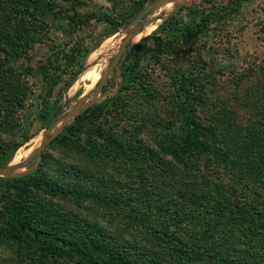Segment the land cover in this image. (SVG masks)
I'll use <instances>...</instances> for the list:
<instances>
[{"label": "trees", "instance_id": "obj_1", "mask_svg": "<svg viewBox=\"0 0 264 264\" xmlns=\"http://www.w3.org/2000/svg\"><path fill=\"white\" fill-rule=\"evenodd\" d=\"M148 1L138 0L130 12L115 17L105 12H82L77 9L78 0H0V102H7L0 108V115L3 110L4 117H14L13 111L22 108L30 95L26 82L15 76L11 67H6L24 57L35 40H42L35 34L40 32L35 23L25 18L31 16L37 21L38 16L48 17L64 25L68 32L95 20L105 24L102 39H106L130 24ZM245 1L228 0L225 4L211 1L207 7L188 8L184 21L174 22L172 16L167 17L153 33V46L143 40L124 51L118 70L123 78L122 91L127 93L90 106L49 142V147L64 145L75 149L82 158L92 162H110L114 160H110L113 154L119 160L128 158L132 167L122 166L127 170L118 184L134 194L117 198L110 194L112 179L102 180L88 168L61 162L43 153L33 172L13 178L0 177V245L9 246L22 258L34 259L38 253L40 258L61 259L59 264H264V149L259 151L261 141L264 142V97L260 103L244 102L245 107L255 109L259 122L252 126L254 135L250 138L254 142L237 149L231 133L222 125L214 120L207 126L200 122L198 107H205L208 102L202 90L205 84H214L216 73H222L210 57L212 50L205 49L206 42L188 57L197 71L187 74L164 64L166 55L181 51V43L196 45L199 38L205 37L211 23H226ZM80 49L73 48L71 55L64 53L67 66L78 60L75 53ZM88 52L86 48L84 58ZM60 53V47H54L46 62L41 61L35 68L25 67L26 72L41 75L46 88L42 98L45 104L59 81L56 72L60 68ZM150 62L162 64L161 69L170 82L168 99L175 106L174 119L181 123L179 135L178 128L165 127V136L155 149L137 137L130 142L121 140L107 131L104 124L97 123L101 118L114 116L117 110L123 114L125 109L128 114L149 105L156 93L150 72L142 66ZM82 66L83 62L74 68L72 77L78 75ZM241 79L239 75L232 77L234 87ZM70 80L71 77L63 89L69 86ZM235 97L242 103L238 93ZM61 98L60 92L56 100ZM146 111L149 108L144 109L145 114ZM56 116L57 109L52 105L39 113L44 125ZM20 131L23 137L15 143L0 139V167L30 139L25 129ZM54 163L60 172L57 177L50 175L55 169ZM161 168L167 176L165 184L146 175ZM70 179H77L79 183L70 185ZM85 180L96 182L99 188H87L82 183ZM102 182L106 183L105 187H100ZM136 182L139 184L135 185ZM165 187L175 194L164 198ZM54 197L86 199L105 203L109 208L128 209L133 223L141 225L144 213L139 207L156 206L162 220L155 226L149 222L153 245L147 248L140 246L136 239L127 241L114 229L61 210L50 201ZM161 203L164 206L160 209ZM225 225L227 229L219 227ZM229 242L233 244L229 246Z\"/></svg>", "mask_w": 264, "mask_h": 264}, {"label": "rangeland", "instance_id": "obj_2", "mask_svg": "<svg viewBox=\"0 0 264 264\" xmlns=\"http://www.w3.org/2000/svg\"><path fill=\"white\" fill-rule=\"evenodd\" d=\"M78 1H80V5L77 9L82 12L93 11L97 14L105 12L112 16L120 17L121 15L130 12L135 2L138 0ZM154 1L155 0H149L146 2L144 8ZM211 1H214L215 4H225L228 0H209V2L206 0H179L175 7L171 8L172 10L170 9L169 14L165 18L159 19L158 22L156 21V18H153L154 16L152 17V15H155L159 8L152 11L153 13L151 14L149 13L150 11H148V13H144L139 19V25H142L143 27L148 24H154L155 27L149 33L140 37L133 43L136 44L138 42H142L143 40H148L149 46H153L155 38L153 33L158 25L167 17L172 16V20L174 22L180 20L184 21L187 19L188 8L200 9L202 7H207ZM41 17L42 16L36 17L37 21H34L31 16L25 18L24 20H29L30 22L35 23V28L37 31H40L35 32V34H39L42 37V40H35L33 48L30 49L24 57L6 65V67H11L13 69L15 76H19L22 82H26V85L30 90V95L27 97L24 106L13 111L14 117L11 116L9 119L4 117L5 113L3 110L0 115L1 140L6 143H15L21 140L23 134L20 129H25L27 134L30 136V139L13 153L12 158L8 163L13 161L19 151H25L33 146L35 144V138L38 137L40 140V136L49 124H43V122L39 119V113L43 111L47 105H52L54 109H57L58 115L61 111H65L72 107L81 97L86 98L88 95H92V92L98 83L91 91L84 89L85 87L83 85L85 82L82 81L77 83L74 79L78 76L76 75L77 77H72L73 71L76 67H78V65L82 62L83 66L81 71L83 68L91 66L92 63L95 62L94 57L96 55L94 57L91 56L94 52H98L102 43L107 42L105 48H109L112 47L114 42H116L118 43L116 47H118L119 43L126 36L127 31L133 29L132 25L129 27L126 26L121 31L112 34L106 39H102L103 32L106 29L105 24L102 22L91 20L86 24L81 25L76 30L68 32V29L66 30V27L61 23L48 17ZM156 34L159 35L161 33L156 32ZM204 34L205 37L203 39L199 38L196 45L183 42L184 44L181 43V46H179L181 51H173V53L171 52L166 55L164 63L166 64L165 67L176 68L179 72L187 74H189L188 72L192 73V71H197L196 66L192 62L188 61V57L193 53L194 49L198 46H202L203 41L206 42L205 49L212 50V55L210 57L214 58L216 64L218 65L217 67L221 69L222 73H216L214 84L211 85L207 83L202 90H205L204 95L207 97L208 102L205 106L206 108L198 107V115L201 117V120H199L204 126L211 124L212 120L216 121L217 124L222 125L223 129H226L231 133L237 149L243 148L245 145L250 146L254 142V140L250 138L254 135L252 126L254 125V122H259V120L255 117V109H251L249 106L245 107L244 104L249 103L248 101L252 103L254 101L260 103L264 97V0H246L242 3L238 13L233 14L231 18L226 21V23L224 22V24H219V22H213L210 24L208 32ZM57 46L61 49V53L59 55L60 68L56 72V76L59 81L54 86L45 104V101H43L42 98L45 97L46 88L44 87L41 75L38 74L35 76L26 72L27 70H25V67L35 68L41 63V61L46 62V58L49 54H51L52 49ZM78 47H81L80 52L75 53L78 60L75 61L73 65L67 66L68 64L65 61L66 57L64 56V53L71 55L72 49ZM86 48H89V52L84 58ZM123 54L124 52H122L119 60L109 70L101 90L95 92V101L87 108L99 102H109L117 95L122 96L124 93H127L126 90L122 91L123 78L119 74L118 70ZM1 55L2 53L0 52V56ZM210 57H207V59ZM113 58L114 56H111L107 59L105 62V69L111 65ZM145 66L148 69V72H150L152 86H154L156 93V95L152 97V101H149V105L146 104L145 107H140L128 114V111L125 109H123V114H118L119 111L117 110L116 113H113L114 116L104 119L101 118L97 121V123H101L102 125L104 124L107 131H112L113 134L121 140L130 142L131 138L137 137L143 141L144 145L155 149L160 146L159 143L161 144L165 136V127L167 129L170 125H172L173 129L178 128L177 134L179 135L181 133V123L174 119L176 112L175 106L172 104L170 99H168L171 95L170 82L168 76L165 74V71L161 69L163 67L162 64L160 63L156 65L150 62L149 64L145 63L142 68ZM234 75L242 76V79L239 81L237 87H234L232 82V77ZM70 77L71 80L69 86L63 89L65 82L69 80ZM87 84L88 81L86 82V85ZM78 91H80V94H77ZM60 92L62 94V98L61 100H56ZM236 93H238L240 98L242 97V103L236 100ZM6 104V101L0 102V108H3ZM145 108H149V111H146V114L144 112ZM83 111L81 113H83ZM81 113L77 114L75 117ZM217 113L219 114V117L214 118L213 115ZM251 113H253V115ZM142 114L144 117L143 119L141 118ZM75 117L69 119L67 124L71 123ZM254 127L255 126H253V128ZM139 129L140 131H137ZM86 148H88L87 145ZM261 148L264 149L263 141H261L259 151H262ZM88 150L92 151L91 149ZM43 153L51 154L52 157L61 162H69L71 164H77L88 168V171H91L96 177H100L102 180L112 179V183L114 184H112V191L110 190V194H115L117 198H121L122 195L127 193L134 194L129 193V189L125 188V186L119 187L118 184V181L122 180L121 178H123V174L127 170L122 169V166L132 167L128 158L122 159V161L113 154L110 160H114L110 162H108L109 160H105V163L97 160L92 162L91 160H88L87 157L82 158L75 149H70L64 145H54L52 147L46 145V147L42 150L41 156ZM259 155L262 156V153H259ZM34 158L35 157L30 154L28 157L26 156L19 162L12 164H20L23 161H26L27 165L17 172L26 171L29 166L33 165ZM52 165L55 167V163ZM119 166L121 168L118 170ZM160 170H162V168L153 172H147L146 175L149 174L156 179V182L162 183L163 181L165 184L167 176ZM31 172L32 171H29L24 175ZM59 174L60 172L58 171L56 165L55 169L50 172V175L57 177ZM96 181L98 183L99 178H97ZM68 183L72 185L79 183V181L77 179H70V182ZM82 183L89 189L97 190L99 188V186L96 185V182L94 184L90 180H85ZM138 184V182L135 183V185ZM104 185L106 186V183L102 182L100 187H105ZM163 191L166 192V194H164V198L175 194V192L168 187L163 188L162 192ZM65 198L54 197L51 198L50 201L52 200L53 203L60 207L61 210L78 214L79 217L85 218L87 221H95L103 227L106 226L120 232V234L122 233V237L127 239V241H133L136 239L140 246L145 245L147 248H149V245H153V241H151L153 238L149 233V222L152 226H155L162 220L161 216L158 214L160 213L158 211L159 208L157 209L156 206H147L146 208L145 206L139 207L140 212L142 211L144 213V222L141 225L133 223L131 216L128 214V209L115 208L116 206L109 208L105 205V203H98L92 200H80L71 197ZM47 199L49 198L47 197ZM136 206L138 207V205H134L133 207ZM159 206L161 209V206L164 205L162 204ZM149 212L152 213L150 214V219L148 216ZM212 215H210V217H212ZM219 227L224 229L228 228L227 225ZM141 240H143V242H140ZM232 244L233 242H229V246ZM45 260L47 261V264H59L62 261L61 259L53 261V258H50L49 256L46 259L40 258L38 253L34 254V259L30 257L22 258L9 246L0 245V264H46V262H44Z\"/></svg>", "mask_w": 264, "mask_h": 264}, {"label": "water", "instance_id": "obj_3", "mask_svg": "<svg viewBox=\"0 0 264 264\" xmlns=\"http://www.w3.org/2000/svg\"><path fill=\"white\" fill-rule=\"evenodd\" d=\"M162 2H164V0H155L153 3H151L150 5H148L147 7H145L141 12H139V14L137 15V17L130 24L127 25V27H129V26L132 25L133 26V29L128 30L127 33H126V36L124 37V39L119 43V45L117 47V51H116L115 55H113L114 58H113V61H112L111 65H109L105 69V72L102 74V77H101L100 81L98 82V84L94 88V91L92 92V95L91 96L88 95L86 98H82L81 97L79 100L76 101V103L72 107H70L69 109H67L65 111H61L53 120H51V122L49 123V125L46 127V129L42 133V135H43L44 138H45L46 131L49 130L54 124H57L60 118L62 119L63 123L60 126V128L54 134H52L49 138L42 139V141L39 143L38 147L31 153V156H34L35 157L34 158V161H33V165L32 166H29L26 171H20V172H17L16 171V172H14L13 170H15V169H18L19 170V169L24 168L27 165V162L26 161H23L20 164H10V163H8L7 165L0 167V176H3V177L22 176V175L28 173L29 171H32L33 172L38 167V163L41 160L42 150L46 147V145L49 144V142L56 135H58L62 131V129L67 124V122H68L69 119H71V118L75 117L77 114L81 113L85 108H87L90 104H92L95 101V98H94L95 92L101 90V87L103 85V82H104V80H105V78H106L109 70L119 60V57L122 54V52H124L126 49H128L129 47H131L134 44L133 41L132 42L131 41L126 42L125 40L127 38L131 37L139 29L142 28V25H139V19H140V17L144 13H148V11H150L149 12L150 14L153 13L152 11H154L155 9H158L159 6H160V4ZM175 5L173 7H175ZM169 12H170V10L167 13H163V15L161 16L160 19L165 18L169 14Z\"/></svg>", "mask_w": 264, "mask_h": 264}, {"label": "bare ground", "instance_id": "obj_4", "mask_svg": "<svg viewBox=\"0 0 264 264\" xmlns=\"http://www.w3.org/2000/svg\"><path fill=\"white\" fill-rule=\"evenodd\" d=\"M179 0H164L159 6V10L155 15H152L153 18H156V21L158 22L161 16L163 15L162 13H167L173 6L178 3ZM172 10V9H171ZM155 27L154 24H148L143 26L141 29H139L135 34H133L131 37L127 38L125 41H133L135 42L138 40L140 37L144 36L145 34L149 33L153 28ZM108 40V39H107ZM110 40V39H109ZM107 42L102 43L100 46L98 52H94L91 57H94L95 62L92 63L91 66L84 68L79 74L78 77L75 79V81L82 82L84 81V89L86 90H92V88L100 81L102 74L105 72V62L107 59L111 56H113L116 51H117V44L116 42L113 43L112 47L105 48ZM74 81V82H75ZM88 81V84L86 85V82ZM82 85V84H81ZM86 85V86H85ZM96 87V86H95ZM63 121L60 118L57 124H54L49 130L46 131L45 133V138L43 135L40 136L39 138H35V144L28 148L25 151H19L17 155L14 157L13 161L10 163H17L19 162L22 158L28 157L30 155L35 147L37 148L39 143L42 141V139H47L49 138L52 134H54L62 125ZM39 141V142H38ZM38 143V145H37ZM37 145V146H36ZM20 170V169H19ZM14 172L18 171V169L13 170Z\"/></svg>", "mask_w": 264, "mask_h": 264}]
</instances>
